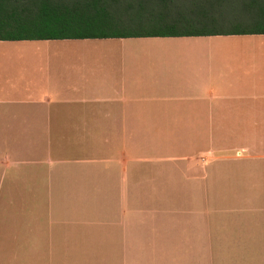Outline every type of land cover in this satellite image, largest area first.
Masks as SVG:
<instances>
[{
	"label": "crops",
	"instance_id": "crops-1",
	"mask_svg": "<svg viewBox=\"0 0 264 264\" xmlns=\"http://www.w3.org/2000/svg\"><path fill=\"white\" fill-rule=\"evenodd\" d=\"M0 264H264V34L0 40Z\"/></svg>",
	"mask_w": 264,
	"mask_h": 264
},
{
	"label": "trees",
	"instance_id": "trees-1",
	"mask_svg": "<svg viewBox=\"0 0 264 264\" xmlns=\"http://www.w3.org/2000/svg\"><path fill=\"white\" fill-rule=\"evenodd\" d=\"M264 34V0H0V40Z\"/></svg>",
	"mask_w": 264,
	"mask_h": 264
}]
</instances>
